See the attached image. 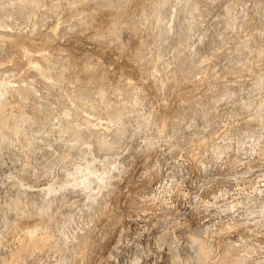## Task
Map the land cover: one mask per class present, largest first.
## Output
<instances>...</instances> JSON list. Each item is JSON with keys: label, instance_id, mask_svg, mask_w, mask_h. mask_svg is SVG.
I'll list each match as a JSON object with an SVG mask.
<instances>
[{"label": "rangeland", "instance_id": "obj_1", "mask_svg": "<svg viewBox=\"0 0 264 264\" xmlns=\"http://www.w3.org/2000/svg\"><path fill=\"white\" fill-rule=\"evenodd\" d=\"M0 114V264H264V0H0Z\"/></svg>", "mask_w": 264, "mask_h": 264}, {"label": "bare ground", "instance_id": "obj_2", "mask_svg": "<svg viewBox=\"0 0 264 264\" xmlns=\"http://www.w3.org/2000/svg\"><path fill=\"white\" fill-rule=\"evenodd\" d=\"M22 55L24 56H26V59H27V57H28V60L30 61V63H32L33 65H34V68L36 69V70H38V71H41L42 70V65H40L39 64V62H38V57H34V56H32L31 54H30V52L28 51V50H22ZM3 110V109H2ZM2 113V112H1ZM1 115V114H0ZM5 124V123H4ZM26 238V237H25Z\"/></svg>", "mask_w": 264, "mask_h": 264}]
</instances>
